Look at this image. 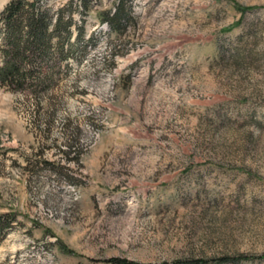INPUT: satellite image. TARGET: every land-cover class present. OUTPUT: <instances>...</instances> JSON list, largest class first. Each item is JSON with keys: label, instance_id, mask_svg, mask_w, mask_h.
I'll return each instance as SVG.
<instances>
[{"label": "rangeland", "instance_id": "obj_1", "mask_svg": "<svg viewBox=\"0 0 264 264\" xmlns=\"http://www.w3.org/2000/svg\"><path fill=\"white\" fill-rule=\"evenodd\" d=\"M42 3L73 46L0 84V264L264 255V0Z\"/></svg>", "mask_w": 264, "mask_h": 264}, {"label": "trees", "instance_id": "obj_2", "mask_svg": "<svg viewBox=\"0 0 264 264\" xmlns=\"http://www.w3.org/2000/svg\"><path fill=\"white\" fill-rule=\"evenodd\" d=\"M118 7L112 16L109 13L101 15L104 16V22L115 31L122 19L125 22L130 20L129 15L123 13L122 5ZM251 9L239 7L242 14L234 26L239 25L245 12ZM54 20L42 0H11L5 5L0 13V84L13 89L28 86L36 89L49 82L53 66L58 61L66 60L73 46L70 42L72 17L68 15L65 19L59 11ZM64 46H67L66 51ZM3 225L5 222L0 220V228ZM262 260L264 255H238L233 258L222 256L209 260L199 258L158 264H226ZM105 264L143 263L112 257Z\"/></svg>", "mask_w": 264, "mask_h": 264}]
</instances>
